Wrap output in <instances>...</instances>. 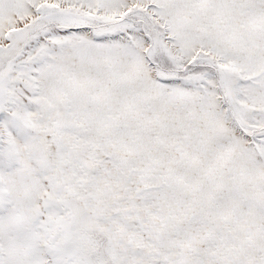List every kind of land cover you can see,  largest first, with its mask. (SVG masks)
I'll return each instance as SVG.
<instances>
[{"label":"snow or ice","instance_id":"6c2138e0","mask_svg":"<svg viewBox=\"0 0 264 264\" xmlns=\"http://www.w3.org/2000/svg\"><path fill=\"white\" fill-rule=\"evenodd\" d=\"M0 264H264V0H0Z\"/></svg>","mask_w":264,"mask_h":264}]
</instances>
